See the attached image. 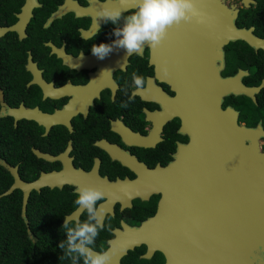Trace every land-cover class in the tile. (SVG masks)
<instances>
[{"label":"flooded vegetation","instance_id":"obj_1","mask_svg":"<svg viewBox=\"0 0 264 264\" xmlns=\"http://www.w3.org/2000/svg\"><path fill=\"white\" fill-rule=\"evenodd\" d=\"M118 3L0 0V110L16 107L17 120L0 117L17 126V171L25 181L44 171L61 174L29 193L38 205L33 230L27 213L26 219L20 214L38 243L17 246V264H72L59 248L66 239L61 226L64 219H86L74 203L85 185L105 192L98 202L104 228L92 247L108 251L109 264H230L228 225L217 227L229 207L214 211V183L199 180L210 166L194 164L214 100L213 0H194L205 22L173 25L155 48L145 45L128 56L114 47L101 60L91 47L112 44L116 26L98 18L97 29L95 14ZM256 3L237 0L235 23L261 36L260 24H238ZM230 42L222 47V65L216 60L218 72L226 77L246 70L241 80L247 84L256 71L241 66L246 59L229 56ZM133 73L145 78L143 88L134 87ZM129 96L133 101L123 107ZM245 96L225 93L221 106L237 110L239 124L264 128L261 120L247 123L253 115ZM6 122L0 119V141ZM259 143L264 151V136ZM17 190L22 203L23 190Z\"/></svg>","mask_w":264,"mask_h":264},{"label":"water","instance_id":"obj_2","mask_svg":"<svg viewBox=\"0 0 264 264\" xmlns=\"http://www.w3.org/2000/svg\"><path fill=\"white\" fill-rule=\"evenodd\" d=\"M255 0H242L245 6ZM238 8L223 5L213 0V53L214 85L212 117L207 129L197 139L196 161L194 164L210 166L208 171L199 172L207 176L199 180H212L215 193V212L229 207V217L217 221L228 225L230 264H264V151L259 138L264 136V128L258 122L255 126L239 124L237 110L231 106H221V95L243 93L256 101V93L264 86V77L258 84H246L241 80L246 70L239 69L232 76L222 77L216 60L223 63V45L241 39L255 49L264 50V36L253 32V26H237L235 18ZM10 114L17 120V108H1L0 115ZM38 155L46 153L34 150ZM0 164L8 169L13 177L10 185L0 193L9 194L17 187L23 190L21 214L26 219L29 193L51 181H60L61 174L55 171L41 172L38 178L25 181L18 171L17 164H11L0 157ZM229 197V199H228ZM223 199V202H222ZM226 225V226H227Z\"/></svg>","mask_w":264,"mask_h":264},{"label":"clouds","instance_id":"obj_3","mask_svg":"<svg viewBox=\"0 0 264 264\" xmlns=\"http://www.w3.org/2000/svg\"><path fill=\"white\" fill-rule=\"evenodd\" d=\"M105 24L115 25L113 35L117 37L112 44H93L91 52L99 59H104L113 48L126 50L128 56L140 54L145 45L157 47L165 39L168 29L182 22H190L197 18L205 22L207 16L197 9L194 0H119L118 5H102L95 14L97 20ZM132 81L135 88H143L145 78L133 73ZM127 95V93H126ZM134 97L129 96L122 105L127 107ZM105 200L103 188L82 186L76 193L74 203L86 213V219H77L73 224L71 219H64L61 228L66 233V239L59 243L65 258L72 264H109L108 251H95L93 245L104 228L102 216L104 208L98 202Z\"/></svg>","mask_w":264,"mask_h":264},{"label":"trees","instance_id":"obj_4","mask_svg":"<svg viewBox=\"0 0 264 264\" xmlns=\"http://www.w3.org/2000/svg\"><path fill=\"white\" fill-rule=\"evenodd\" d=\"M244 21L238 24L257 27V32L264 36V0H257L255 5L245 8L243 11ZM228 54L231 58L246 59L247 62L241 66L252 67L256 72H250L246 77L247 84H258L264 77V50L257 51L243 40H235L229 43ZM258 71V72H257ZM246 98V110L253 118L247 123L255 124L261 120L264 125V86L256 94V102L250 97ZM8 117H0L6 122ZM3 130V141H0V157L6 159L11 164H17V126L11 123H4L1 126ZM13 177L7 168L0 164V193L5 190L12 182ZM33 195L27 202V217L31 230L35 228L33 213L36 211ZM21 198L19 191L14 189L11 193L0 196V264H17V246H31L38 241H32L26 231V222L21 216Z\"/></svg>","mask_w":264,"mask_h":264},{"label":"rangeland","instance_id":"obj_5","mask_svg":"<svg viewBox=\"0 0 264 264\" xmlns=\"http://www.w3.org/2000/svg\"><path fill=\"white\" fill-rule=\"evenodd\" d=\"M230 5L236 6L237 5V0H230Z\"/></svg>","mask_w":264,"mask_h":264}]
</instances>
